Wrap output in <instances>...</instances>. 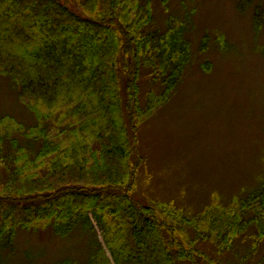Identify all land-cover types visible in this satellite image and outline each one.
Masks as SVG:
<instances>
[{"label": "trees", "instance_id": "16d2710c", "mask_svg": "<svg viewBox=\"0 0 264 264\" xmlns=\"http://www.w3.org/2000/svg\"><path fill=\"white\" fill-rule=\"evenodd\" d=\"M153 1L82 0L77 12L69 0H0V76L37 120L47 121L60 103L81 97L77 110L89 111L92 121L91 140L75 138L64 148L47 141L44 127L33 128L35 137L26 132L22 144L11 136L19 131H9L11 119H0V264L1 253L13 251L18 230L31 228L34 219L49 220L63 239L76 232L93 235L87 264H219L250 226L264 238V189L242 201L236 215L225 216L208 211L189 217L173 202L145 204L133 195L142 161L134 162L136 129L169 99L191 61L187 24L175 28L170 17L166 32L153 30ZM242 2L255 5L256 26L263 24L264 0ZM121 56L135 62L127 68L125 95L117 69ZM141 67L162 85L145 105ZM19 207L23 218L16 214ZM199 243L215 246L216 259Z\"/></svg>", "mask_w": 264, "mask_h": 264}, {"label": "rangeland", "instance_id": "374dc122", "mask_svg": "<svg viewBox=\"0 0 264 264\" xmlns=\"http://www.w3.org/2000/svg\"><path fill=\"white\" fill-rule=\"evenodd\" d=\"M69 1L79 12L78 2L82 0ZM166 1H153L151 28L166 32L170 17L175 28L187 24L191 61L169 99L136 129L134 162L142 161L133 195L145 204L173 202L189 217L208 211L212 215H236L242 201L264 189V23L256 26L255 5L243 4L242 0ZM188 13L191 16L186 21ZM130 58L121 56L118 60L124 95L127 68H135ZM149 72L141 67L143 105L149 93L162 92V85L154 82ZM76 98L79 100L60 103L47 121L37 120L8 79L0 76V119H11L9 131L14 126L19 130L11 136L22 144L27 143L26 132L37 136L36 127L46 128L47 141L64 148L75 138L90 139L89 111H78L83 100ZM43 111L47 113V109ZM34 144L40 149L41 143ZM96 147L93 142L92 148ZM16 214L19 218L25 215L21 207ZM49 222L34 219L31 228L19 229L13 251L1 253L3 263L60 264L69 259L87 264L93 235L76 232L63 239L55 235ZM93 222L99 241L111 257ZM189 233L193 236L194 231ZM257 233L252 225L236 236L219 264H264V238L260 240ZM198 245L211 260L216 259L215 246Z\"/></svg>", "mask_w": 264, "mask_h": 264}]
</instances>
